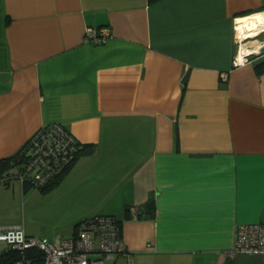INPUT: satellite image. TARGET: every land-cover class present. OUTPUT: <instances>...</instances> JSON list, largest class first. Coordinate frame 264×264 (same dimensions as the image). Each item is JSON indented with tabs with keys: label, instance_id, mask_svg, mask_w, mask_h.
<instances>
[{
	"label": "crops",
	"instance_id": "1",
	"mask_svg": "<svg viewBox=\"0 0 264 264\" xmlns=\"http://www.w3.org/2000/svg\"><path fill=\"white\" fill-rule=\"evenodd\" d=\"M261 12L264 0H0V158L51 122L94 147L46 192L0 182V227L52 241L113 215L127 252L108 264H264L224 253L239 224L264 221V31L248 22ZM88 26L110 35L86 43ZM237 51L248 61L234 65ZM31 195H58L55 230L29 226Z\"/></svg>",
	"mask_w": 264,
	"mask_h": 264
},
{
	"label": "built area",
	"instance_id": "2",
	"mask_svg": "<svg viewBox=\"0 0 264 264\" xmlns=\"http://www.w3.org/2000/svg\"><path fill=\"white\" fill-rule=\"evenodd\" d=\"M109 35L108 27L88 26L84 42L104 43ZM238 41L239 49L244 39ZM238 54L237 51L234 65L248 61V52L242 53L241 59ZM80 144L61 123L41 125L21 146L20 154L25 160L12 173L2 176L0 182L12 179L27 180L34 185L45 182L76 154ZM131 211L134 215L138 213L135 208ZM0 244V264H108L116 255L127 252L118 219L104 214L81 220L71 235H58L52 241L28 235L20 225L1 226ZM224 253L228 257L264 254V221L239 224L235 243Z\"/></svg>",
	"mask_w": 264,
	"mask_h": 264
},
{
	"label": "trees",
	"instance_id": "3",
	"mask_svg": "<svg viewBox=\"0 0 264 264\" xmlns=\"http://www.w3.org/2000/svg\"><path fill=\"white\" fill-rule=\"evenodd\" d=\"M149 2L155 1V0H148ZM260 70H264V62L261 63ZM20 149L21 147L13 154L0 158V178L6 174L12 173L14 171V168L18 165H20L24 160L25 157L23 154H20ZM94 150V147L92 145H83L82 143L80 144L78 151L76 154L53 176L50 177L49 180L42 182V183H31L30 181H22V190L24 193H28L31 190H36L39 192H46L50 190L55 184H57L63 176L70 170V168L73 166L79 155L81 154H90ZM8 183V182H4ZM148 207L145 213H147L150 217L154 215V204L153 201L150 200L147 203ZM135 208V207H134ZM137 209V208H135ZM131 210V208L129 209ZM138 213L135 214V216H140V212L137 209ZM94 216V215H93ZM89 218V217H88ZM86 219V218H85ZM84 220V219H82ZM81 221V220H80ZM79 221V222H80ZM78 222L75 224L74 229ZM118 224L120 225V222L118 221Z\"/></svg>",
	"mask_w": 264,
	"mask_h": 264
},
{
	"label": "rangeland",
	"instance_id": "4",
	"mask_svg": "<svg viewBox=\"0 0 264 264\" xmlns=\"http://www.w3.org/2000/svg\"><path fill=\"white\" fill-rule=\"evenodd\" d=\"M31 196L32 198L30 199L27 205V209L29 212V217L27 219V222L29 223V226L37 230H40L42 234L55 230L58 227L57 226L58 222L56 220L58 215L55 212H51V209H49V204L51 203L57 204L58 195H31ZM63 204L62 202H60V206L58 208L63 207ZM19 225L21 227L23 226L22 223Z\"/></svg>",
	"mask_w": 264,
	"mask_h": 264
},
{
	"label": "bare ground",
	"instance_id": "5",
	"mask_svg": "<svg viewBox=\"0 0 264 264\" xmlns=\"http://www.w3.org/2000/svg\"><path fill=\"white\" fill-rule=\"evenodd\" d=\"M248 22H249V25L252 27L264 26V13H262V12L261 13H254L250 17V20Z\"/></svg>",
	"mask_w": 264,
	"mask_h": 264
},
{
	"label": "water",
	"instance_id": "6",
	"mask_svg": "<svg viewBox=\"0 0 264 264\" xmlns=\"http://www.w3.org/2000/svg\"><path fill=\"white\" fill-rule=\"evenodd\" d=\"M264 28V26H262ZM260 51H264V46L261 47Z\"/></svg>",
	"mask_w": 264,
	"mask_h": 264
}]
</instances>
